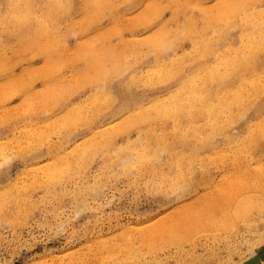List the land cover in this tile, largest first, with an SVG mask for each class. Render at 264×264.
Instances as JSON below:
<instances>
[{"label":"rangeland","instance_id":"1","mask_svg":"<svg viewBox=\"0 0 264 264\" xmlns=\"http://www.w3.org/2000/svg\"><path fill=\"white\" fill-rule=\"evenodd\" d=\"M135 1L111 0L99 23H90L82 12L85 0H74L56 27L61 32L55 33L63 35L56 45L59 56L54 59L24 48L20 59L23 58L13 60L10 69L0 74V160L10 158L21 165L14 178L0 184V264H250L264 260V207L251 214V221H257L254 229L244 221H239L230 234L212 223L202 229L205 233L196 227L197 221H206L213 213L219 214L228 206L235 208L254 194H264L259 191L264 178L257 170V166L264 169V157L259 155L264 146L249 142V124L235 128L233 122L225 121L221 128H212L210 119L202 113L194 116V122L193 116L182 115L183 127L191 121L192 126L202 125L205 134L215 136L213 144L204 146L186 137L185 128H179L175 117H156L141 127L140 131L148 127L153 131L150 141L144 139L142 145L154 149L165 136L169 149L156 158L159 164L147 161L132 172L107 165L104 147L83 155L88 144L99 139L100 132L110 130L124 117L122 112L116 113L122 96L115 94L104 108L96 110L91 105V82L77 86L80 89L75 93L61 87L56 92L55 88L79 84L83 80L81 73L88 70L97 74L92 81L102 82L105 73L101 67L114 66L112 62L117 58L130 63L141 61L134 73L150 75L158 63L154 57L157 50L171 40L161 30L169 28L172 39L183 38L176 48H166L167 60L170 53L191 51L193 42L184 34L183 15L200 19L202 9L223 0H173L174 4L167 0ZM157 1L163 5L157 7ZM179 7L180 15L176 10ZM230 18L228 15L223 20ZM242 29L241 24L233 22L218 54L235 59V53L251 50L250 46L239 49L251 43V38L242 41ZM0 35L7 44L6 54L13 56L20 41L10 29L1 30ZM113 46L123 49L111 53L108 49ZM147 54L151 62L145 58ZM214 56L201 57L186 78L212 65ZM220 69L223 72L227 66L222 64ZM256 70L258 73H248L247 79L257 77L264 82V67ZM227 72L234 81L230 90L241 86L236 76L247 73L240 65L230 66ZM121 74L111 75L113 83L119 85L121 93L143 99L138 106L149 104L154 96L175 92L180 86L179 80L162 86L154 82V77L146 85L136 82L135 90L130 92L125 88L128 72ZM246 88L256 91L249 83ZM258 91L264 97V89ZM217 98L216 95L214 101ZM243 104L251 110L255 127H264V99L259 105ZM132 106L128 112L137 108ZM260 108L261 112L255 111ZM183 112L187 113L186 109ZM116 115L119 117L115 119ZM138 134L139 128L133 124L126 133L115 136L112 148L128 139H138ZM178 152L191 165L184 178L193 180L189 185L182 181L187 189L176 199L165 186L175 176L176 169L170 167ZM13 191L19 193L20 199L12 200ZM260 204H264V197ZM164 235V246L157 243L148 247L146 240L157 241Z\"/></svg>","mask_w":264,"mask_h":264},{"label":"bare ground","instance_id":"2","mask_svg":"<svg viewBox=\"0 0 264 264\" xmlns=\"http://www.w3.org/2000/svg\"><path fill=\"white\" fill-rule=\"evenodd\" d=\"M135 1V0H134ZM159 1V0H158ZM156 6L161 7L163 3H158ZM259 1L264 0H223L217 1L219 3L213 7H205L203 12L202 23L199 22V18L196 19L192 15H183V30L184 34L192 39L193 50L184 52L180 55H175L170 53L168 60L166 57L169 55V51L172 48H176L181 39L179 36L172 39V36L168 35L170 29L161 30L162 33L168 36V43H163V47L157 50L156 56H154L158 63L157 66L153 68L150 75H144L141 73H134L137 68L141 65V61L137 60V63H130V61H125L121 58L114 59L112 63L114 66L107 65L108 68L101 67V71H104V80L94 82L92 80L96 79L97 74H93L90 70L85 73H81L83 78L82 82L77 84L66 83L58 85L55 90H59V87L64 88L63 90H69V93H75L79 91L82 86H86L88 83H92V92L90 94L92 108L95 107L97 110L104 108L103 105L110 102V98H115L117 94L116 83L112 81L111 75L116 73L117 76L122 75L123 71L128 72L129 82H126L125 88L127 90L134 91L136 88V82L141 85H146L152 78H156L154 82L161 83L162 86L167 85L169 82L174 80H179V88L168 95L160 96L156 98L155 96L150 99L149 104L145 106H138L139 104H121V108L117 109L116 113L124 114L122 120L115 123L110 130H104L99 133V139L95 142L88 144L85 151V155L88 156L87 152L89 150L95 149L98 152L101 148H105L104 159L107 165L117 167L120 170H131L135 167L143 166L147 161H155L158 163V158L161 151L169 149L167 147V140L165 136H162L158 140V145L151 149L149 145H142L144 139L150 141L152 138L150 127L148 129H143L140 131L141 127L144 125L151 124L152 120L156 117H168L169 115L175 117V121L178 122L179 128H185L183 131L186 133V137L201 142L204 146L214 143L215 136H208L205 134V130L202 125H193L190 121L188 127H183V121L181 119L182 115L187 114L189 118L193 116L192 121H195V117L202 113L210 119V126L212 128H221L225 121L227 123L233 122L235 128L241 127L240 125L249 124L252 130V135L249 138V142L252 145H263L264 146V127L254 125L251 122L253 118L251 110L245 109L244 102L253 105H259V101H263L264 97H260L259 89H264V82L256 78L247 79V74L256 75L258 73V67H262L264 63V7L259 9L260 6H264V3H259ZM71 2L74 0H0V32L1 30H11L12 35L18 41H20V48H14L13 56H9L7 53L6 41L0 35V74L15 63L13 60H21L20 57L24 54L22 53L24 48H32V53H42L45 56L58 57L59 51L57 46L60 43L61 34L55 32L59 19L64 16L66 10ZM136 2V1H135ZM169 4H174L173 0H167ZM109 3L111 0H85V10H83V15L86 20H90V23H99L101 17L104 16L109 10ZM134 4V3H132ZM149 4V3H148ZM110 9L113 7L110 5ZM254 7V8H253ZM258 7V9H257ZM153 9V7H150ZM149 8V9H150ZM253 8V9H252ZM179 11L180 10L176 9ZM240 10V11H239ZM255 10V11H254ZM187 11V9H186ZM189 11H187L188 13ZM244 12V15L241 14ZM146 15V12L144 13ZM231 16L230 19L224 21L227 16ZM254 15V16H253ZM147 20V17H146ZM233 22H238L243 26L241 31V38L243 39L251 38L250 44H242L239 49H246V47L251 48L249 52L235 53L237 57L235 59H230V57H225L218 54L220 49V44L223 39L228 36V29L233 25ZM179 25V23H177ZM29 26H31L29 28ZM217 26V27H215ZM88 27L86 26H82ZM163 27V26H162ZM161 27V28H162ZM167 27V26H166ZM160 28V29H161ZM232 33V32H231ZM53 34V35H52ZM155 37V36H154ZM158 37V36H157ZM163 36L161 35V38ZM166 41V37H164ZM116 46L109 47L111 53H115L120 49H115ZM168 48L169 51L166 49ZM47 53V54H45ZM117 54V53H115ZM215 55V62L204 67L203 72H196L194 75L186 78L190 67L198 63L201 57L206 55ZM162 57H165L163 59ZM147 61L151 62L150 54L145 57ZM225 64L227 69L222 72L220 65ZM240 65L247 72H242L236 76L238 83L241 84L240 87L230 90L234 85L233 76H229L228 69L230 66ZM193 68V67H191ZM123 70V71H122ZM120 78V77H118ZM154 78V79H155ZM231 81V82H230ZM259 81L258 83H254ZM232 84H230V83ZM249 83L250 86L256 89L252 91L251 88H246V84ZM10 86V85H9ZM213 86L216 89H213ZM228 89L224 91L223 89ZM66 94V93H65ZM64 94V95H65ZM63 95V96H64ZM218 96L217 100L214 101V97ZM254 95V97L252 96ZM102 96L103 99H102ZM143 100V99H140ZM135 105V106H132ZM136 107L134 111H129L131 107ZM264 106V104L262 105ZM186 109L187 113L183 110ZM261 112V108L255 110ZM119 114V115H121ZM119 115L113 116L115 119ZM257 116V113L254 117ZM107 118L106 116H103ZM112 118V117H111ZM133 124L137 125L139 128L138 139H128L123 145H119L116 149L112 148L114 145L115 136L119 133H126L128 129H131ZM239 126V127H238ZM234 128V127H233ZM165 129L162 128V132ZM228 135L232 134L228 132ZM142 145L140 149L138 146ZM218 145V144H215ZM143 149V150H142ZM113 150V151H112ZM142 150V151H141ZM86 156V158H87ZM62 166H67V163H63ZM175 168V176L169 178V186L167 185L166 191L173 197L179 199V197L186 191V186L189 185L193 177L190 179L184 178L187 171L191 170V165L184 160V154L178 152L172 157L171 167ZM67 168H64V170ZM172 170V169H170ZM257 170L262 178H264V169L261 166H257ZM195 173V171H193ZM194 175V174H193ZM189 178V177H188ZM185 181L187 185H184L182 181ZM239 179H237L238 181ZM264 183H260L259 191L264 193ZM12 200L20 199L18 192L11 193ZM263 195L254 194L250 199H246L245 202L239 203L235 208L228 206L221 213L211 214L206 221L199 220L196 222V227L198 232L205 233L202 229H207L210 227L208 224L212 223V226H218L223 229L227 234L232 233L237 229V223L239 221H244L248 223V227L254 229L257 227V221H251V214L256 208L264 207V204H260L263 199ZM261 216V215H260ZM264 226V222H262ZM163 227V224L160 226ZM219 229V230H220ZM221 231V230H220ZM230 236V235H228ZM157 237V236H150ZM157 241L146 240L148 247L157 246V243L164 246L163 239L166 237L159 236ZM148 248V249H149ZM147 249V251H148ZM100 264H103L100 262ZM250 264H264V260H254Z\"/></svg>","mask_w":264,"mask_h":264},{"label":"snow or ice","instance_id":"3","mask_svg":"<svg viewBox=\"0 0 264 264\" xmlns=\"http://www.w3.org/2000/svg\"><path fill=\"white\" fill-rule=\"evenodd\" d=\"M262 67H264V63H262ZM115 90L117 91V94L122 96V103L124 104L140 103L139 97L121 93L119 90V85L116 86ZM259 155L264 157V152H261ZM20 166L21 165L18 161H13L10 158H5L0 160V184L6 183L10 179L14 178Z\"/></svg>","mask_w":264,"mask_h":264}]
</instances>
